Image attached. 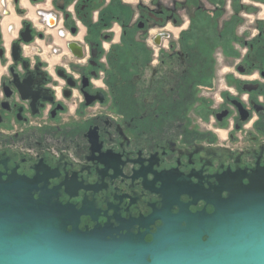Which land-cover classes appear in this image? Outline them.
<instances>
[{
  "label": "flooded vegetation",
  "instance_id": "obj_1",
  "mask_svg": "<svg viewBox=\"0 0 264 264\" xmlns=\"http://www.w3.org/2000/svg\"><path fill=\"white\" fill-rule=\"evenodd\" d=\"M26 72L42 100L15 105L9 81ZM12 170L43 174L63 203L93 201L100 221L108 204L147 215L168 190L210 212L202 191L219 179L264 184V0H0Z\"/></svg>",
  "mask_w": 264,
  "mask_h": 264
},
{
  "label": "water",
  "instance_id": "obj_2",
  "mask_svg": "<svg viewBox=\"0 0 264 264\" xmlns=\"http://www.w3.org/2000/svg\"><path fill=\"white\" fill-rule=\"evenodd\" d=\"M29 74H12L7 98L15 105L42 100ZM242 176L202 191L210 212L191 211L195 200L168 190L147 215L124 217L108 204L113 212L100 221L93 201L61 202L43 174L0 173V264H264V184Z\"/></svg>",
  "mask_w": 264,
  "mask_h": 264
},
{
  "label": "crops",
  "instance_id": "obj_3",
  "mask_svg": "<svg viewBox=\"0 0 264 264\" xmlns=\"http://www.w3.org/2000/svg\"><path fill=\"white\" fill-rule=\"evenodd\" d=\"M15 20L14 17L11 18H7V20ZM38 45H39V41L35 40L32 44H30L29 46H25V48L27 49L26 51L29 52L30 54H35L36 51L38 50Z\"/></svg>",
  "mask_w": 264,
  "mask_h": 264
}]
</instances>
